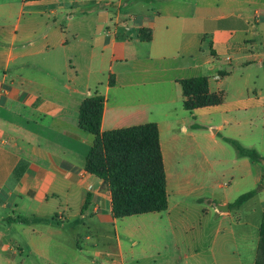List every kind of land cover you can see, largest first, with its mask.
<instances>
[{"label":"crops","instance_id":"crops-1","mask_svg":"<svg viewBox=\"0 0 264 264\" xmlns=\"http://www.w3.org/2000/svg\"><path fill=\"white\" fill-rule=\"evenodd\" d=\"M195 78L223 103L186 110ZM95 94L102 132L157 125L166 211L113 216L80 126ZM235 143L264 158V0H0V223L30 229L0 230V264H264V164Z\"/></svg>","mask_w":264,"mask_h":264},{"label":"trees","instance_id":"trees-1","mask_svg":"<svg viewBox=\"0 0 264 264\" xmlns=\"http://www.w3.org/2000/svg\"><path fill=\"white\" fill-rule=\"evenodd\" d=\"M142 39L151 35L142 31ZM184 107L192 112L198 108L220 105L223 93H212L206 78L181 81ZM105 98L101 95L86 99L80 111V126L95 136L88 155L87 171L100 177L112 195V212L116 219L166 211L169 206L166 173L156 124L102 132L101 123ZM241 154L264 164L257 152L235 143ZM256 191L241 195L230 210L238 209L255 197ZM14 221L12 218L8 219ZM27 223V220L17 218ZM264 249V218L261 227ZM264 251V250H263Z\"/></svg>","mask_w":264,"mask_h":264},{"label":"rangeland","instance_id":"rangeland-1","mask_svg":"<svg viewBox=\"0 0 264 264\" xmlns=\"http://www.w3.org/2000/svg\"><path fill=\"white\" fill-rule=\"evenodd\" d=\"M4 215V213L0 212V217H2ZM5 217V216H4ZM20 227H25L23 225L19 226V227H15V228H12L9 229L6 225H1L0 223V230L6 234L7 236H11V238H16L15 241L18 239V238H21L23 239V241H20V242H26L27 240H29L30 238V229L29 228H25V229H20ZM46 234L49 233L48 230L46 229ZM49 238H53V239H72L73 238V233L71 232H63L60 230H55V231H52L50 233V235H47ZM98 238V239H101L103 237H106V235L102 236V234L100 236H93V238ZM25 257L23 258H12V262L11 264H33V263H30L29 261L27 260H24ZM34 264H38V263H34ZM39 264H43V263H39Z\"/></svg>","mask_w":264,"mask_h":264}]
</instances>
